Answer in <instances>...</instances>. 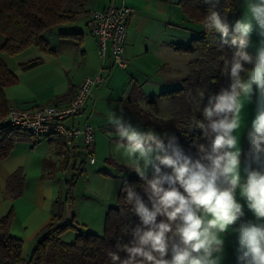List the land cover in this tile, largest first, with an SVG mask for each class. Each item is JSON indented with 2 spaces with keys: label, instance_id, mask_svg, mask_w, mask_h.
Listing matches in <instances>:
<instances>
[{
  "label": "crops",
  "instance_id": "1",
  "mask_svg": "<svg viewBox=\"0 0 264 264\" xmlns=\"http://www.w3.org/2000/svg\"><path fill=\"white\" fill-rule=\"evenodd\" d=\"M110 3H124L133 9L127 19V65L121 69L113 65L109 51L104 60L100 58L89 31L90 12L93 9H104ZM237 3L240 8L241 0ZM76 9V5L71 8L73 11ZM83 9L75 19L46 30L44 37L52 52L42 53L32 46L15 55L0 50V59L18 79L17 83L4 89L7 106L24 109L44 104H65L72 98L83 76L99 73L104 77L103 82L92 88L83 109L66 120L68 125H79L85 121L92 124L97 159V141L101 140L99 135L96 137L97 132L102 134L104 142L109 144L119 140L115 126L109 122V116L113 112L117 116H123L125 121L142 132L151 130L162 140L168 139L170 131L154 130L151 125L138 118L132 105L137 104L141 109H146L150 97L180 87V80L185 77L183 68L194 55L180 54L175 51L174 45L186 43L196 35L194 24L186 21L177 0H88ZM259 39L254 31L251 35L250 51L256 52ZM1 42L0 36V44ZM38 56L41 57L39 64L26 69L21 67L22 63ZM115 67L118 68L117 71H114ZM256 96L254 87L251 100L245 103L242 111L244 126L238 136L242 168L249 150L247 131L255 116ZM158 102L160 99L157 98V105ZM167 115H170L169 111ZM4 119L5 116L1 117L0 122ZM57 141L65 145L61 138L53 135L19 141L14 145L12 152L0 160V217L9 209H13L10 234L22 240L24 257H28L36 235L52 218L56 199L64 198V181L74 172V152L77 153L75 158L81 159V149L76 142L71 149L65 151H69L68 154L73 157L70 156L72 161L69 167L57 171L53 176L51 171H54L63 159ZM109 151L104 154L106 156L101 157H106V162ZM46 161H50L52 166L45 167ZM104 165L106 166L105 163ZM18 169L24 174V188L19 196L13 197L6 191V181ZM106 173L104 172L105 176H109ZM121 180L118 175L103 177L101 199L106 202L113 200L116 190L119 192ZM237 198L245 204L239 197V190ZM91 207L92 211H86L80 208L79 204L76 206L73 200L74 219L79 230L101 234L104 215L109 206L98 202ZM244 210L245 219H255L246 204ZM236 227L238 225H234L224 236L220 264H237L235 250L238 246V234L234 231Z\"/></svg>",
  "mask_w": 264,
  "mask_h": 264
},
{
  "label": "clouds",
  "instance_id": "2",
  "mask_svg": "<svg viewBox=\"0 0 264 264\" xmlns=\"http://www.w3.org/2000/svg\"><path fill=\"white\" fill-rule=\"evenodd\" d=\"M246 7V16L231 28L235 51L221 57L230 85L209 96L203 108L206 123L194 122L208 141L197 146L195 158L174 137L165 145L154 131L142 132L115 112L109 116L119 137L116 150L145 182L142 188L151 203L149 208L132 185L121 189L140 224L131 230L129 243L118 242L117 251L109 252L112 264H220L224 236L234 225L237 264H264V0H246ZM201 24L209 33L229 36V25L215 9ZM254 31L260 38L255 57L247 51ZM254 87L255 116L242 168L238 136ZM237 190L254 220L245 219Z\"/></svg>",
  "mask_w": 264,
  "mask_h": 264
},
{
  "label": "trees",
  "instance_id": "3",
  "mask_svg": "<svg viewBox=\"0 0 264 264\" xmlns=\"http://www.w3.org/2000/svg\"><path fill=\"white\" fill-rule=\"evenodd\" d=\"M87 2L88 0H0V50L15 55L32 46L42 53L52 52L44 37L46 30L75 19L79 12L84 11ZM237 2L238 0H177L186 21L193 23L195 30L197 29L196 35L189 41L174 45L176 52L194 55L187 63L188 74L180 87L150 97L146 109H141L136 103L132 105L140 120L151 125L154 130L170 131L169 138L174 137L185 154L194 158L198 151L197 146L208 142L203 136V130L195 127L194 122L206 123L203 108L207 106L209 96L219 93L222 88H228L231 82L229 76L224 74L221 57L230 58L235 51L231 44V28L242 16ZM73 5L77 7L74 11L71 10ZM209 9L219 11L225 18L230 28L227 38L216 31L209 33L202 27L201 21ZM247 51L253 57L256 56V52L249 48ZM40 62L41 57L38 56L22 63L21 67L30 68ZM245 67L250 69L252 65L246 64ZM241 75L246 78L244 73ZM17 81L16 74L0 59V118L6 115L8 109L4 89ZM200 92L204 93L202 98ZM157 98L174 99L180 107L171 117L160 118ZM32 138L28 132L0 122V160L12 152L17 142ZM169 138L163 140L165 145ZM57 143L59 152L64 156L59 166L51 171L53 176L57 171L66 170L72 161L71 155L65 153V145L59 141ZM76 155L74 152V158L71 156L74 172L64 181L63 186L67 189L64 198L56 199L52 218L36 235L28 257L23 255L22 240L10 234L13 209L0 217V264H112L109 252L117 251L118 242L127 244L131 241V230L140 224V219L131 210L132 205L127 204L126 193L121 189L125 184L134 186L145 204L151 208L142 188L145 182L136 173L122 178L116 202L105 212L101 234L79 230L74 223L73 213L67 222L62 223L64 205L67 201L72 202L70 188L77 181L82 165L85 164L82 155L81 159L75 158ZM44 166H52V163L46 161ZM23 184L24 174L18 169L8 177L6 191L17 197L22 193ZM157 219L159 221L161 218ZM70 228L76 231L75 237L71 241L62 240V234ZM126 255L123 251L119 252L121 259L126 258Z\"/></svg>",
  "mask_w": 264,
  "mask_h": 264
},
{
  "label": "built area",
  "instance_id": "4",
  "mask_svg": "<svg viewBox=\"0 0 264 264\" xmlns=\"http://www.w3.org/2000/svg\"><path fill=\"white\" fill-rule=\"evenodd\" d=\"M132 11V7L124 3H110L106 8L93 9L89 14V31L94 38L98 55L104 60L109 51L113 65L120 69L127 65V19ZM103 80L104 77L99 73L83 76L72 98L65 104H44L24 109L9 106L2 122L28 132L35 139L52 135L59 137L67 149H71L78 142L82 160L87 164H94L96 156L92 124L85 121L79 125H68L66 120L83 109L92 88Z\"/></svg>",
  "mask_w": 264,
  "mask_h": 264
},
{
  "label": "rangeland",
  "instance_id": "5",
  "mask_svg": "<svg viewBox=\"0 0 264 264\" xmlns=\"http://www.w3.org/2000/svg\"><path fill=\"white\" fill-rule=\"evenodd\" d=\"M240 9L242 11L241 18L245 17L247 14V7H246V0H241ZM185 69V71H184ZM118 68L115 67L114 71H117ZM185 76L188 74V67L183 68ZM85 77V76H84ZM180 83L178 86L182 85V80H180ZM160 99V102H158V107L160 110V113H158V116L161 117H171L174 112H176L180 106L179 103L174 99ZM181 104V103H180ZM170 113V115H167V113ZM100 137V142H98L97 145V153H98V159L95 164H84L83 169L80 174L77 176V181L73 183V186L70 188V195L72 197V201L75 200L76 206L78 204L80 205V208L84 210H90L93 209V207L98 202H102L105 206H112L115 204V199H117V192L115 193V198L111 200L110 202H106L105 199H101V191H102V185H103V177H110L111 176H119L120 178H124L128 176L131 173H135L133 170H131L129 167H127V161L126 158L122 156L121 151L116 150V143L113 142L109 144L108 142H104L102 139V134L96 133V137ZM110 146V147H109ZM109 148V149H108ZM108 161L104 158H101L102 156H106L104 154H107L108 152ZM95 156H96V149H95ZM106 164V166L104 165ZM107 168H105V167ZM107 172L106 174H109V176H105L104 172ZM63 195L66 193V186L63 187ZM74 223L76 221L74 220ZM73 223V224H74ZM77 225V224H75ZM76 231L74 229H68L65 231V233L62 234V240L64 241H71L75 237Z\"/></svg>",
  "mask_w": 264,
  "mask_h": 264
},
{
  "label": "water",
  "instance_id": "6",
  "mask_svg": "<svg viewBox=\"0 0 264 264\" xmlns=\"http://www.w3.org/2000/svg\"><path fill=\"white\" fill-rule=\"evenodd\" d=\"M72 215V202L71 201H67L64 205V215H63V221L62 223L67 222Z\"/></svg>",
  "mask_w": 264,
  "mask_h": 264
}]
</instances>
